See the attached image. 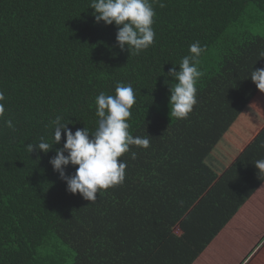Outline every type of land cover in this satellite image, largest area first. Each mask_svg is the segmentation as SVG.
Returning a JSON list of instances; mask_svg holds the SVG:
<instances>
[{
	"label": "trees",
	"instance_id": "obj_1",
	"mask_svg": "<svg viewBox=\"0 0 264 264\" xmlns=\"http://www.w3.org/2000/svg\"><path fill=\"white\" fill-rule=\"evenodd\" d=\"M91 3L0 0V264H62L69 255L72 264H193L264 182L253 165L264 159V124L243 148L236 136L226 141L260 92L250 74L264 68V0H149L155 38L138 55L120 50L117 27L96 23ZM197 41L205 49L197 103L178 120L167 73ZM117 83L134 90L129 132L150 144L131 146L123 183L89 202L68 193L49 163L63 133L48 154L26 146L52 143L56 116L73 133L94 132L96 97L115 95ZM225 144L233 152L215 171L211 158ZM163 211L180 234L146 240Z\"/></svg>",
	"mask_w": 264,
	"mask_h": 264
},
{
	"label": "clouds",
	"instance_id": "obj_2",
	"mask_svg": "<svg viewBox=\"0 0 264 264\" xmlns=\"http://www.w3.org/2000/svg\"><path fill=\"white\" fill-rule=\"evenodd\" d=\"M160 6L163 7V3ZM90 9L94 10L96 23L103 22L105 26L114 24L117 27L116 44L121 51L127 50L129 54L138 55L153 44L155 32L152 25L155 11L149 0H92ZM204 51L198 41L194 42L189 46V54L180 61L179 70L173 66L167 73L175 81L169 87L171 117L187 119L193 111L197 103L196 83L203 75L198 69L199 57ZM260 56L264 58V51ZM250 79L264 93V68L252 70ZM4 99L3 92H0V101ZM135 102L132 86L117 83L115 95L101 92L96 97L98 121L94 132L84 127L73 133L68 127L69 124L63 123L61 116H56L50 122V127L54 130L52 143L41 137L39 143H29L26 146L27 151L30 154L34 151L48 154L54 145L60 144L63 133L65 143L62 148L56 149L55 156L49 163L66 184L68 193L79 194L84 200L95 202L100 190L123 183L127 164L121 157L130 152V147H149L150 141L147 137H134L129 132L128 120ZM4 111V105L0 103V116ZM5 124L9 129L13 128L11 120L5 121ZM260 147L264 148V143ZM131 158H136L135 152H131ZM253 165L257 169L258 177L264 174V159L257 160ZM69 166L76 169L71 176L65 171Z\"/></svg>",
	"mask_w": 264,
	"mask_h": 264
},
{
	"label": "crops",
	"instance_id": "obj_3",
	"mask_svg": "<svg viewBox=\"0 0 264 264\" xmlns=\"http://www.w3.org/2000/svg\"><path fill=\"white\" fill-rule=\"evenodd\" d=\"M244 116H247V117H244ZM263 124H264V93L259 92V94L256 96L254 101L250 103L245 113L242 114L240 118L237 120L235 126L233 127V130L235 133L233 135L229 133L228 137L226 138V141H231L233 136H236V139L238 138L239 143H235V145L243 148L245 144H248L250 142V140L256 134L257 130ZM242 129H244L243 132H241ZM228 148L230 149L231 146L227 144H225L224 147L222 148L218 147L217 149L218 152L213 156V158H211L212 166L214 167L215 171L221 170L222 166H219L218 164L225 162L227 160L226 155L228 153L226 150ZM229 151L233 152V149H230ZM263 184L264 182L260 185V187H262ZM260 187L257 189V191L252 192L247 200L245 199L242 200L241 205L239 209L237 210L236 214L234 215V217L225 226V228L220 232V234L209 244V246L205 249V251L197 258V260L193 264H198V261L201 260V258L206 254V252L218 242V239L221 238V236L233 238L241 232L245 234L247 231L248 232L250 231L249 227L244 226V222L246 221L245 219H247L244 211L250 202L253 203L252 200L256 196L257 192L260 191ZM172 217L174 218V216ZM172 217L168 215L165 211H163L161 215L158 216L154 222L157 226H151L147 229L145 233V239L159 241L162 235L165 232L168 233L169 231H174L176 234H180V230L177 224L178 222L176 223L175 218L172 219ZM234 223H235V227L233 225ZM237 227H241V230L238 231ZM263 231H264V228L262 229L260 233H262ZM254 241L255 239L249 244L247 248L252 247ZM74 261H75V257L73 256L71 257V261L69 264H72ZM126 263H127V260H126Z\"/></svg>",
	"mask_w": 264,
	"mask_h": 264
},
{
	"label": "rangeland",
	"instance_id": "obj_4",
	"mask_svg": "<svg viewBox=\"0 0 264 264\" xmlns=\"http://www.w3.org/2000/svg\"><path fill=\"white\" fill-rule=\"evenodd\" d=\"M252 202L244 211L247 218L244 226L249 227L250 231L245 234L241 232L233 238L221 236L198 264H264V231L260 233L264 228V184ZM233 225L235 227V223ZM237 230H241V227H237ZM254 239V247L247 248ZM71 257H64L62 264H69Z\"/></svg>",
	"mask_w": 264,
	"mask_h": 264
}]
</instances>
